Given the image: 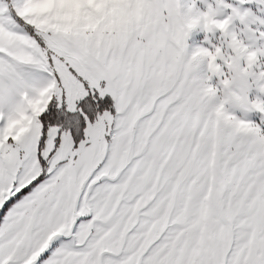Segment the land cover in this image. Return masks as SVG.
I'll return each instance as SVG.
<instances>
[{
  "label": "snow or ice",
  "instance_id": "snow-or-ice-1",
  "mask_svg": "<svg viewBox=\"0 0 264 264\" xmlns=\"http://www.w3.org/2000/svg\"><path fill=\"white\" fill-rule=\"evenodd\" d=\"M0 264H264V0H0Z\"/></svg>",
  "mask_w": 264,
  "mask_h": 264
},
{
  "label": "rangeland",
  "instance_id": "rangeland-1",
  "mask_svg": "<svg viewBox=\"0 0 264 264\" xmlns=\"http://www.w3.org/2000/svg\"><path fill=\"white\" fill-rule=\"evenodd\" d=\"M252 118H253V119H258V116H255V115H254V116H252Z\"/></svg>",
  "mask_w": 264,
  "mask_h": 264
}]
</instances>
